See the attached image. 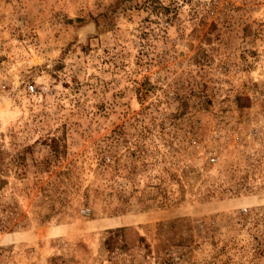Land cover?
Wrapping results in <instances>:
<instances>
[{"label": "rangeland", "instance_id": "1", "mask_svg": "<svg viewBox=\"0 0 264 264\" xmlns=\"http://www.w3.org/2000/svg\"><path fill=\"white\" fill-rule=\"evenodd\" d=\"M0 264H264V0H0Z\"/></svg>", "mask_w": 264, "mask_h": 264}, {"label": "trees", "instance_id": "2", "mask_svg": "<svg viewBox=\"0 0 264 264\" xmlns=\"http://www.w3.org/2000/svg\"><path fill=\"white\" fill-rule=\"evenodd\" d=\"M122 231H123V228L108 231V236L104 241V245L105 246L108 245V247L111 246L109 245L110 241H116L117 238L121 237L122 234H119V233Z\"/></svg>", "mask_w": 264, "mask_h": 264}, {"label": "built area", "instance_id": "3", "mask_svg": "<svg viewBox=\"0 0 264 264\" xmlns=\"http://www.w3.org/2000/svg\"><path fill=\"white\" fill-rule=\"evenodd\" d=\"M213 14H214V12L210 11L209 15L212 16ZM29 92H30V94H35L36 93V89L33 86H30L29 87ZM194 143H195V141H194ZM209 161L210 162H214L215 161V157L214 156H210L209 157Z\"/></svg>", "mask_w": 264, "mask_h": 264}, {"label": "bare ground", "instance_id": "4", "mask_svg": "<svg viewBox=\"0 0 264 264\" xmlns=\"http://www.w3.org/2000/svg\"><path fill=\"white\" fill-rule=\"evenodd\" d=\"M90 26H91V25H90ZM89 28L91 29V27H89ZM87 29H88V27H87ZM90 29H89V30H90ZM85 30H86V29H85ZM89 30H88V31H89ZM83 33H84V32H83Z\"/></svg>", "mask_w": 264, "mask_h": 264}]
</instances>
